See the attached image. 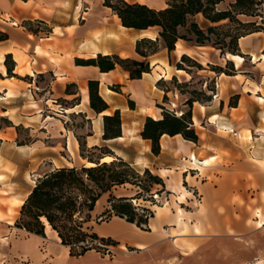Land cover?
Instances as JSON below:
<instances>
[{
  "label": "crops",
  "instance_id": "1",
  "mask_svg": "<svg viewBox=\"0 0 264 264\" xmlns=\"http://www.w3.org/2000/svg\"><path fill=\"white\" fill-rule=\"evenodd\" d=\"M126 1L163 8L167 0ZM231 1L222 0L218 7ZM29 20L32 28L35 20H41L50 31L30 30L25 24ZM147 30L123 26L103 0H0V117L11 122L0 125V264H4L3 254L10 256L5 264H264V240L257 237L264 232V206L256 207L252 215L245 208L256 203L250 187H264V31L238 39L242 55L227 52L220 57L206 51L208 45L178 39L170 52L162 48L142 58L135 52V41ZM97 53L148 60L150 71L131 79L119 65L100 71L96 65L74 61ZM7 54V63L14 62L15 76L7 74ZM182 54L203 67L206 63L224 67L231 60L235 71L226 74L204 67L188 73L175 66ZM194 74L216 82L210 84L213 90L203 89L212 94L209 100L192 103L197 140L164 133L159 152L152 153L150 140L140 135L145 117H161L160 106H167L164 95L174 106V99L182 96L177 88L165 90L157 82H168L172 76L189 81ZM39 75L46 78L43 85L36 79ZM91 79L98 81V93L108 104L99 113L89 105ZM76 97L78 101L72 102ZM185 107L181 103L177 111ZM115 109L120 111L121 135L103 139L102 115ZM79 112L90 120L87 146L104 142L135 168L153 167L168 181L166 188L179 206L175 210L167 202L153 204L148 229L119 216L92 219L88 225L116 243L106 252L88 249L71 256L48 225L41 236L6 218L8 210L12 216L18 213L35 177L44 172L42 166L54 159L52 153L64 150L70 155L69 159L61 156L64 161L54 166L75 165L78 134L66 124V115ZM16 127L28 129L34 137L18 142ZM120 140L134 142V150L109 145ZM203 170L207 173L201 177ZM173 171L174 178L170 177ZM210 173L214 179L209 180ZM4 198L10 202L7 207ZM99 199L92 218L107 207L106 202L97 209ZM14 228L25 235H13Z\"/></svg>",
  "mask_w": 264,
  "mask_h": 264
},
{
  "label": "trees",
  "instance_id": "2",
  "mask_svg": "<svg viewBox=\"0 0 264 264\" xmlns=\"http://www.w3.org/2000/svg\"><path fill=\"white\" fill-rule=\"evenodd\" d=\"M222 0H167L163 8H153L140 2H128L126 0H103V4L110 7L119 17L123 26L134 29H154L155 35L142 36L135 41V52L142 58L149 57L162 48L168 52L174 49L178 39H183L194 45H211L218 49L220 54L227 52L242 55L238 46V39L253 31H264V0H233L226 7L220 8L218 4ZM199 15L203 24L198 20ZM36 23L43 24L41 20ZM32 21H26L30 30ZM50 31L49 28H46ZM9 76L12 73L14 62L7 63ZM76 64L96 65L100 71H109L119 65L128 72L129 78H140L144 72L150 71L148 60L133 57H121L116 53H97L89 58L76 57ZM186 62V64H184ZM226 67L212 65L210 69L216 72L233 74L235 71L231 60L226 61ZM178 69L190 73V69L204 68L194 58L182 54L180 60L175 63ZM42 76V75H39ZM170 81L181 93L182 82L176 76ZM187 82V81H184ZM158 85L165 90L169 88L164 80H159ZM117 88V87H113ZM212 87H208V89ZM69 89V88H68ZM89 105L97 113L108 108L106 101L98 93V81H88ZM188 96L184 103L187 108L180 113L167 106H160L162 114L160 118L146 116L140 135L151 142V151L157 154L160 150L159 139L164 133L173 135L180 133L184 138L196 141L198 135L192 125L191 107L193 101L206 102L212 97L204 90L193 88L187 91ZM199 94L200 97L195 96ZM230 103L234 104L237 95ZM78 97L72 102H77ZM167 96L164 95V100ZM130 106L134 105L129 100ZM78 115L83 116L82 113ZM85 118V117H84ZM86 119V118H85ZM103 139L114 138L121 135V116L119 109L110 114H103ZM4 125H10L7 117L1 116ZM89 123L90 120L86 119ZM2 124V125H3ZM67 124V123H66ZM18 128L19 131V127ZM90 134V132L86 133ZM80 150V157L92 162L91 165L82 163L79 166L64 165L54 166L37 175L34 184L24 199L19 209V216L14 222L18 228L29 233L45 236L46 223L56 231L61 244L69 248L71 256H79L88 249L106 251L98 243L110 246L116 241L110 237L99 236L88 222L92 220V210L96 201L102 194L108 192L107 207L103 210L107 217L119 216L126 221L134 223L141 229H148V220L154 212L142 203L133 202L141 197V192H152L154 185H164L162 178L153 174L148 167L142 171L137 170L130 162L117 155L107 145L87 146L85 136L76 135ZM22 142V141H18ZM84 147L99 149L101 153L96 157L84 155ZM108 155L109 160H102ZM145 177V178H144ZM137 186L139 191L134 196L115 195L112 190L116 186L124 184ZM153 193H151L152 195ZM152 200V199H150ZM96 221V220H95Z\"/></svg>",
  "mask_w": 264,
  "mask_h": 264
},
{
  "label": "rangeland",
  "instance_id": "3",
  "mask_svg": "<svg viewBox=\"0 0 264 264\" xmlns=\"http://www.w3.org/2000/svg\"><path fill=\"white\" fill-rule=\"evenodd\" d=\"M199 22L201 24H203V19L201 17L198 18ZM33 25H34V28L35 29H40V30H46V28H48L47 26L45 25H42V24H39V23H36V22H33ZM149 32H152L153 34H155V30L154 29H150L148 30ZM206 51H210L214 54H216V56L218 54H220L219 50L214 48L213 46L211 45H208V47L204 48ZM224 55V54H223ZM222 54H220L219 56H223ZM207 58V56H206ZM186 64V62L184 63ZM207 66H204L206 69L210 68V66L212 65H218V64H213V63H206ZM224 67H226V64L224 65ZM190 71H196V68L195 67H192L190 69ZM184 76L187 77V75L185 74H182ZM36 79L40 82V84H44L46 82V78L43 77V76H36ZM178 79V78H177ZM179 82H182V85H181V93H182V96L180 98H177V99H174L176 105L174 106L173 104L170 103V101L167 99H165V102L167 104V107L168 108H171V109H175L176 111L179 110V106L181 103H184V99L185 97L188 96V93L187 91H191V89L195 88L197 89V91L199 92L200 89H205V86L206 87H210V84L211 85H214L216 86V82L215 80L211 81H207L205 82L204 81V78L201 74H194V76L192 77L191 80L187 81V82H184L186 80H182V78L179 80ZM168 88H173L174 85L173 83L169 80L168 82H166L165 84ZM195 96L197 97H200L199 94H195ZM187 107H185L186 109ZM180 111H177V113H179ZM67 118H66V121H67V124L73 128V130L80 136L84 137L86 135V133L89 132V129H90V126L89 124L86 122V119L83 117V116H80V115H66ZM4 121H1L0 120V125L3 124ZM34 136L28 131V129L26 128H20V130L18 131V140L19 141H29L33 138ZM100 145H106L104 142L100 143ZM109 145L115 147V146H123L125 147V149H128L129 151H132L134 150V142H131L129 140H120L118 142V144H116V142H111ZM80 153V150L78 148V154L75 155V157L73 158V163L75 165H81L82 163H85L86 159H83L80 157L79 155ZM84 155H88L90 157H96L98 156L101 151L99 149H91V148H88V147H84ZM54 155V159L52 160V162H47L45 163L43 166H42V169L40 172L42 171H47L48 169L54 167V165L56 164H60L61 162L64 161V158H67L69 159L70 155L68 153H66L64 150H60V153H52ZM61 156H64L61 157ZM72 159V158H71ZM103 160V159H102ZM109 160V159H107ZM87 164V162H86ZM137 169V168H136ZM150 171L153 173V174H156L158 176H160V172H158L157 170H155L153 167L152 169L149 168ZM139 171H142L141 169H137ZM196 173L198 172L197 170H194ZM174 171L173 172H170V177L174 178ZM207 171L206 170H203V172L200 174L201 177H203L204 175H206ZM164 182V185L161 186V185H154L151 189V193H153L151 195L150 192H141V197L137 198V200L135 199V202L138 204V203H142L143 205L149 207L150 209H152V205L153 204H164L167 202V206L169 207V209H173V207L175 208V210L178 208L179 206V202L177 201V197L173 196V195H170V191L166 188V183H168V181L164 180V178L162 176H160ZM33 178V177H32ZM145 178V177H144ZM215 177L210 173L209 175V180L211 179H214ZM183 186L185 188H188V185L187 183L184 181L183 183ZM252 188V194H250L251 196H254L255 199L254 201H256V203L254 204V207L251 206V204H246L245 205V208L247 210H252L251 211V215L254 211V209L256 207H262L264 206V187H250ZM257 190V191H256ZM139 189L137 186H134L132 184H124V185H121V186H116L113 188L112 192L115 194V195H127V196H134L138 193ZM108 195L109 193L106 192L104 193L101 198L99 199V206H97V209L100 208L101 206L105 205V203L107 202V198H108ZM155 195V196H154ZM5 193L3 195V197H5ZM152 199V200H150ZM2 203H3V206L4 207H7L10 205V202L8 199L4 198L2 200ZM153 210V209H152ZM19 216V211L18 213L14 214L13 216L10 214V211L8 210V215H7V218L8 221H11L12 223L15 222V220L17 219V217ZM101 218H106V215L103 214V211H101L100 213L96 214V216L93 218V220L96 222H99V221H102L100 220ZM107 218H110V217H107ZM5 219V220H6ZM13 231V235H16V236H20L21 234L25 235V232L21 231V230H17L16 228H14L13 230H11V232ZM50 233V232H49ZM5 236V235H3ZM258 238L264 240V232H260L257 236ZM3 241H6V240H3ZM6 245V244H5ZM110 249L112 248V246L110 245L109 246ZM100 252H106V251H103L102 249H100ZM3 262L4 264L6 262H10V256L6 255V254H3ZM71 264H81V261H77V262H71Z\"/></svg>",
  "mask_w": 264,
  "mask_h": 264
},
{
  "label": "bare ground",
  "instance_id": "4",
  "mask_svg": "<svg viewBox=\"0 0 264 264\" xmlns=\"http://www.w3.org/2000/svg\"><path fill=\"white\" fill-rule=\"evenodd\" d=\"M142 35H147V36H154V34L152 33V32H149L148 30L147 31H145V32H142ZM180 48V47H179ZM179 51V50H178ZM157 117V116H156ZM111 157L110 156H108V155H105L102 159L103 160H107V159H110ZM91 164H93L92 162H87V164L86 165H91ZM202 164V163H201ZM197 165H199V164H197ZM258 221V220H257ZM45 223H46V225H48L49 226V224L45 221Z\"/></svg>",
  "mask_w": 264,
  "mask_h": 264
},
{
  "label": "built area",
  "instance_id": "5",
  "mask_svg": "<svg viewBox=\"0 0 264 264\" xmlns=\"http://www.w3.org/2000/svg\"><path fill=\"white\" fill-rule=\"evenodd\" d=\"M155 196V195H154ZM133 202H135V200H133ZM98 246H100L101 248H109V246H106V245H104V244H101V243H98Z\"/></svg>",
  "mask_w": 264,
  "mask_h": 264
}]
</instances>
